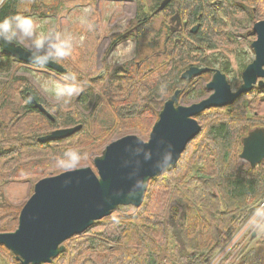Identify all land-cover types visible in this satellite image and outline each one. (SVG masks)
<instances>
[{"label": "trees", "instance_id": "obj_1", "mask_svg": "<svg viewBox=\"0 0 264 264\" xmlns=\"http://www.w3.org/2000/svg\"><path fill=\"white\" fill-rule=\"evenodd\" d=\"M20 1L2 0L0 21L21 15L18 10ZM69 1L50 0L45 3V0H33L30 11L42 17L54 16ZM144 1H136L137 12L140 13L145 4L150 9L157 8L161 0ZM258 1L262 3V0H219L214 5L207 0H179L174 11L191 23L198 24L195 34L186 33L197 44L193 52L199 54V62L207 60V57H201L199 46L215 50L232 44L225 31L224 18L231 25L236 17L261 19L264 10L257 7ZM174 3L176 0H171L157 14H167ZM147 14L145 12V16ZM141 24L136 31L143 28V22ZM147 28L145 41L150 37L149 41L155 48L159 39L151 33L150 25ZM9 34L5 33L8 37ZM167 35L162 48L150 49L148 55L135 64L129 74V77L132 75L131 82L127 81L129 77L113 75L114 80L126 87L128 97L123 95V89L110 87L114 81L112 79L107 80L105 95L97 100L92 91L87 96L79 95L86 110H89L90 104H95L86 115H89L87 120L86 116L79 117V112L77 117L74 114L66 115L59 104L55 105L59 108L54 111L36 90L29 88L35 100L52 116L50 119L35 108L25 94L20 97L17 91L21 89V84L25 86L24 82L15 83V80L0 77V187L10 182L29 181L33 184L41 177L63 172L54 169L55 162L63 157L67 147L75 149L82 145V138L89 133L90 116L98 118L99 122L108 120L110 113L116 117H138L150 108L155 98L171 91L173 93L177 89L174 85L187 83L180 78L179 70L187 68L191 43L186 41L184 47L176 48L175 41L167 44L171 41ZM120 39L121 35H113L114 41ZM0 57L8 65L13 63L10 59L14 57L3 53L1 47ZM229 64V60H226L222 66L227 69ZM2 69L0 65V71ZM129 69L125 68L122 72L128 73ZM67 71L71 77L72 72ZM100 80L104 82L106 79ZM200 93H204V90ZM263 93L264 87L255 86L238 96L230 105L210 108L197 114L195 117L201 127L199 133L187 143L174 167L149 180L138 207L123 211L118 217H110L109 221L104 222L103 219L111 216L112 211L110 215L95 221L82 234L67 239L61 253L51 262L41 264H156L163 260L160 259L162 254L166 257L171 255L172 264H207L231 239L233 229L241 218L247 217V211L264 201V167L260 164L254 167L241 165L238 159L241 138L255 127H264V117L256 113L255 107L256 96L261 100ZM18 97V103L8 104L12 98ZM24 100L26 103L23 105ZM162 104L163 101L157 107ZM22 108L26 115H32L21 117ZM31 124L33 126L29 127ZM79 124L81 129L65 138L45 142L37 140L46 129L48 133ZM66 142L69 144L66 145ZM190 160L191 166H198L196 173L191 176L184 174L185 170L190 169ZM20 208L5 199L0 188V232L15 229ZM170 243L174 250L170 248ZM0 254L6 255V263L3 262L4 258H0V264H21L4 246H0ZM238 264H264V240L245 248Z\"/></svg>", "mask_w": 264, "mask_h": 264}, {"label": "rangeland", "instance_id": "obj_2", "mask_svg": "<svg viewBox=\"0 0 264 264\" xmlns=\"http://www.w3.org/2000/svg\"><path fill=\"white\" fill-rule=\"evenodd\" d=\"M136 1L137 0H87L84 2H75L71 0L65 2L54 16L42 17L30 11L33 0H21L18 5V10L21 16L29 17L33 20L35 35L34 37H26L27 40H25L14 27L13 32L15 33V38H13V34L10 33L9 39L11 38V41L24 46L26 49L31 45L30 51L41 57L54 54L56 52L55 45L60 43L61 40L67 41L68 44L71 45L70 55L59 59L53 58L52 60L55 62L58 61L57 63L62 65L66 70H70L72 76L70 77V73L66 75L48 68L45 65L24 62L17 58L13 60L10 59L13 63L8 65L7 62L0 57V65L3 68L0 71V77L9 78L10 81L15 80V83L18 81L24 82L25 86L21 84V89L17 91L20 92V97L21 95H26L27 92L31 93L28 89L32 88L49 103V106H51L54 111L61 107L66 115L74 114L77 117L79 112V117L86 116L93 109V106L95 107V104H90L88 107L89 110H86L79 100L80 94L87 96L89 95L88 92L91 93L92 91V94L97 96L96 100L99 99V97H103L105 95L104 87L107 84V80H114L115 76L113 75L125 76L126 78L129 77L135 64L141 61L144 56L148 55L150 49L151 51L154 49L158 50L160 47L162 48V46H164V37L169 32L168 18L172 14V9L173 12L176 9L177 3L173 4L171 10L167 14L164 12L153 14L156 8L150 9L151 7L146 4L140 13L137 12ZM207 1L209 3L212 2L211 0ZM49 2L50 0H45V3ZM142 2L145 3L144 0H142ZM261 2L262 3H259V1L257 2V7L264 10V0ZM145 12L148 13L147 16H145ZM262 17L264 18V15ZM224 20L226 22L225 31L228 33V38L233 41L232 44L227 45V47L216 48L214 51H208V49L199 46V50H202L200 53L201 57H207V60L199 62L197 59V55L199 54L191 52L189 61L186 64L187 68L182 67L179 71L181 75L192 65H205L207 62L225 63L226 60H229L230 64L227 66V69H224L219 63H214L213 67L220 69L225 74L231 88L235 90L241 84V72L253 59V54L249 47L250 43L255 39L252 25L259 20L236 17L231 21L232 25L226 18H224ZM140 22H143V28L133 33H127L134 25ZM147 25H150L151 33L155 35V38L159 39V43L155 48L152 41H149L150 37L148 41H145V33L148 30ZM186 32L187 31H183L181 34L187 38ZM47 33L49 34L43 46L38 47L34 43L35 38L45 36ZM115 34L121 35L122 39L114 41L113 35ZM175 36L177 35H173L171 41L166 43L168 45L173 44ZM49 59H51V57ZM120 67L130 68L131 70L129 69L128 73H123L122 70H119ZM102 78L106 80L103 82L100 80ZM209 78L210 74H205L201 77L199 75L192 77L190 80H186L187 83L182 82L178 86L174 85V88L181 90L178 104L187 105L206 97L210 93L206 88ZM131 80L132 75H130L127 81L131 82ZM110 87L121 88L124 91L123 95L126 97L129 96L126 87L118 80H114ZM70 89H74L75 91L69 94L67 91ZM203 90L204 93L199 94V92ZM173 93L171 91L162 94L160 98H155L153 102H151L150 108L138 115V117H116L114 113H110L108 120L99 122L98 118L90 116L88 123L89 133L82 138V145H79L78 148L75 149H73L72 146L66 148V152L73 151L79 154V162L76 163L73 168H65L59 166L56 161L54 169L57 171H65L83 166H90L94 169L92 163L93 158L101 153L105 145L126 134H135L146 141L151 127L158 119L159 112L164 102ZM262 95H264V93ZM256 100V113L264 117V96L261 100L259 96H256ZM162 101V106L157 107L158 103ZM15 102H19V97L15 99L12 98L8 104ZM25 103L26 101L24 100L22 104L24 105ZM57 104H59V107L55 106ZM24 115L27 118L32 114L26 115L22 108L21 117ZM88 116H86L85 120L88 119ZM33 123L36 124L37 120ZM28 126L31 127L33 124ZM46 130L49 131L48 129ZM46 130L42 131L39 136L50 133H46ZM68 144L69 143L66 142V145ZM238 159L241 165L246 164L245 161L240 158ZM190 163L191 160L188 164ZM260 165L264 167V159ZM197 167L198 166L195 164L192 166L190 164V169L185 170L184 174L188 173L189 176L194 175ZM35 182H33V184ZM10 183L0 188L4 191V188H8ZM28 183L31 186L30 190H28L26 194L19 196L14 203L10 202L3 192L4 198L14 206L21 207L33 191V184L29 181ZM133 208V206H121L113 211L111 216L103 220L107 222L110 217V219H113L118 217L123 211H132ZM257 210L264 212V201L247 211L248 215L245 219L241 218L239 220L237 226L233 229L234 234L246 228L243 234L234 236L230 246L228 245L224 250L222 249L223 247L220 249V252L223 250L221 264H238L242 257V251H244L245 248L257 245L264 240V218L254 219V214ZM252 234H254V236ZM170 248L174 250V246L171 245V243ZM5 257V254H0V258H4V263H6ZM160 259L164 261L160 260L156 264H161L162 261L163 263L172 264L171 255L166 257L162 254L160 255Z\"/></svg>", "mask_w": 264, "mask_h": 264}, {"label": "water", "instance_id": "obj_3", "mask_svg": "<svg viewBox=\"0 0 264 264\" xmlns=\"http://www.w3.org/2000/svg\"><path fill=\"white\" fill-rule=\"evenodd\" d=\"M170 0L159 3L154 13ZM197 29V25L195 26ZM194 28V29H195ZM255 39L249 47L253 59L241 72V84L231 88L225 74L212 68L206 84L210 93L197 102L178 104L176 90L164 102L157 121L144 141L135 134H126L104 146L92 160L93 167L83 166L40 178L21 206L17 226L0 232V246L7 248L21 264L51 262L64 250V242L82 234L88 227L111 214L120 206L138 207L148 181L174 167L187 143L200 131L196 115L210 109L230 105L234 99L255 85L264 87V18L252 25ZM2 52L24 62L45 65L59 73L69 72L52 59L44 60L24 46L0 36ZM208 68L191 66L181 78L201 74ZM28 100L40 112L52 119L33 95ZM81 129V125L57 128L39 136V142L62 139ZM238 158L254 167L264 159V127H255L241 138Z\"/></svg>", "mask_w": 264, "mask_h": 264}, {"label": "clouds", "instance_id": "obj_4", "mask_svg": "<svg viewBox=\"0 0 264 264\" xmlns=\"http://www.w3.org/2000/svg\"><path fill=\"white\" fill-rule=\"evenodd\" d=\"M2 2V0H0ZM13 27H15L16 30L24 37L25 40L26 37H34V26H33V20L29 17H24L21 15H15L12 17H6L4 20L0 21V36H4V38L7 40L9 37L5 35V33H12L13 38H15V33L13 32ZM51 33V32H49ZM42 36L40 38H35L34 43L38 47H42L47 35ZM56 52L54 54H50L49 56L41 57V59L48 60L50 57L53 58H63L68 55H70L71 52V45L68 44L67 41L61 40L60 43L55 45ZM28 50H31V45H29ZM75 90L70 89L67 92L69 94H72ZM79 162V154L73 151L65 152L63 157L57 161V164L61 167L65 168H73L76 163ZM256 218H264V212L257 210L254 214V219Z\"/></svg>", "mask_w": 264, "mask_h": 264}, {"label": "flooded vegetation", "instance_id": "obj_5", "mask_svg": "<svg viewBox=\"0 0 264 264\" xmlns=\"http://www.w3.org/2000/svg\"><path fill=\"white\" fill-rule=\"evenodd\" d=\"M161 1H163V0H161ZM160 1V2H161ZM171 1V0H170ZM170 1L165 5V7L168 5V4H170ZM180 1H182V0H180ZM159 2V3H160ZM176 3H179V0H176ZM215 3H216V1H213L212 2V4H214L215 5ZM169 19V21H168V24H169V28H168V30H169V32H168V35H167V37L168 38H171L172 39V36L173 35H177V36H175L174 37V41H175V43L177 44L176 45V48H182V47H184V45H185V43H186V41H188V42H190L191 43V52H193L194 50H195V48H196V46H197V44H195V42L192 40V39H190L189 38V36L187 35V33H186V35H187V38L185 37V36H183L181 33L183 32V31H189L191 34H195L196 33V31H197V29L195 28V26L196 25H198L196 22H193V23H191V21L190 20H188L186 17H182L180 14H178V12H176V11H174L171 15H170V17L168 18ZM139 25H141V22L140 23H138V24H136V25H134L127 33H129V32H134V31H136V29L138 28V26ZM195 28V29H194ZM181 36V37H180ZM169 40V39H168ZM186 40V41H185ZM196 51V50H195ZM208 51H214V50H208ZM177 52H180V50L179 51H177ZM190 52V53H191ZM194 53V52H193ZM214 63H219V64H221L222 65V63L221 62H212L211 63V65H205V66H198V67H205V68H208V70H206L205 72H202L201 74H196V75H191V76H189L188 78L186 77V78H181V79H183V80H190L192 77H194V76H199V75H202V74H205V73H209L210 74V78H211V76H212V74H213V71L211 70L212 68H214L213 67V64ZM193 66V65H192ZM191 67V66H190ZM189 68V67H188ZM119 70H125V68L124 67H120L119 68ZM186 71V70H185ZM184 71V72H185ZM183 72V73H184ZM181 76V75H180ZM210 78H209V80H210ZM208 80V81H209ZM255 86H257V85H255ZM254 86V87H255ZM180 90V89H179ZM181 91V90H180Z\"/></svg>", "mask_w": 264, "mask_h": 264}, {"label": "crops", "instance_id": "obj_6", "mask_svg": "<svg viewBox=\"0 0 264 264\" xmlns=\"http://www.w3.org/2000/svg\"><path fill=\"white\" fill-rule=\"evenodd\" d=\"M31 186L27 181L10 183L8 188H4L8 200L14 203L19 196H22L30 190ZM227 264V263H224Z\"/></svg>", "mask_w": 264, "mask_h": 264}, {"label": "built area", "instance_id": "obj_7", "mask_svg": "<svg viewBox=\"0 0 264 264\" xmlns=\"http://www.w3.org/2000/svg\"><path fill=\"white\" fill-rule=\"evenodd\" d=\"M222 256H223V250L217 255H215L213 258H211L207 264H220ZM163 264H167V263H163Z\"/></svg>", "mask_w": 264, "mask_h": 264}, {"label": "bare ground", "instance_id": "obj_8", "mask_svg": "<svg viewBox=\"0 0 264 264\" xmlns=\"http://www.w3.org/2000/svg\"><path fill=\"white\" fill-rule=\"evenodd\" d=\"M254 8H255V7H254ZM261 18H263V17H261ZM259 20H260V19H259ZM253 88H254V87H253ZM253 88H252V89H253ZM252 89H251V90H252ZM176 90H179V89H176ZM176 90H175V91H176ZM179 91H180V90H179ZM236 98H237V97H236ZM236 98H235V99H236ZM235 99H234V100H235ZM148 182H149V181H148ZM147 185H148V184H147ZM146 188H147V187H146ZM145 191H146V190H145ZM144 193H145V192H144Z\"/></svg>", "mask_w": 264, "mask_h": 264}]
</instances>
